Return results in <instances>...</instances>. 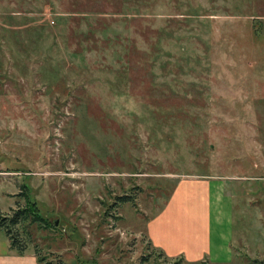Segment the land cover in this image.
Wrapping results in <instances>:
<instances>
[{
    "label": "rangeland",
    "instance_id": "1",
    "mask_svg": "<svg viewBox=\"0 0 264 264\" xmlns=\"http://www.w3.org/2000/svg\"><path fill=\"white\" fill-rule=\"evenodd\" d=\"M195 176L234 195L229 262L147 238L204 228ZM0 213V264H264V0H0Z\"/></svg>",
    "mask_w": 264,
    "mask_h": 264
},
{
    "label": "crops",
    "instance_id": "2",
    "mask_svg": "<svg viewBox=\"0 0 264 264\" xmlns=\"http://www.w3.org/2000/svg\"><path fill=\"white\" fill-rule=\"evenodd\" d=\"M187 183H197L199 187L204 188L205 197H204V210L206 215V221L204 228L201 227V223L197 224L195 221L191 220L193 227L189 234L184 233L183 224L185 220H189L195 216V211L193 209H183L179 210V208H173V213H176L178 216L176 220V224L170 225V227L165 230L163 228L155 227L153 231L147 237L151 243H154L157 246H160L164 252L171 257L179 255L180 253L184 254L186 260H199L203 258H207L211 262L219 261L220 254L223 253L228 256V261H230L232 257V245L231 239L229 235H226L223 231L219 233V244L217 251H212V240H211V226H210V218H211V207L214 202V207L216 210V214L219 216L221 214V204L226 200H231L234 195L229 192H224L225 182L222 179H214L207 177H187L183 179ZM202 183V184H200ZM200 184V185H199ZM231 197H230V196ZM189 198V197H188ZM191 201V200H190ZM183 203V202H182ZM154 224H151L153 226ZM3 231V230H2ZM159 231V232H158ZM161 231V232H160ZM5 240L3 244H0V261L6 260H19L21 256H23L24 252L17 253L15 250L9 247V241L7 236L5 235ZM186 236L190 237V242L185 243L183 239ZM228 236L229 245L224 246V242ZM179 241V244H176L175 239ZM30 262L31 264H35L36 261L33 252L30 253ZM34 259V260H33ZM36 264H39L36 261Z\"/></svg>",
    "mask_w": 264,
    "mask_h": 264
},
{
    "label": "trees",
    "instance_id": "3",
    "mask_svg": "<svg viewBox=\"0 0 264 264\" xmlns=\"http://www.w3.org/2000/svg\"><path fill=\"white\" fill-rule=\"evenodd\" d=\"M19 193H22L21 190ZM24 196V200L27 199V195L24 193V194H21ZM118 199H121V201H124L126 200L127 198L126 197H121V198H118ZM30 211V212H29ZM35 210H34V206L32 204H29V206H27V208H24L23 210H17L15 211L10 217H9V221L14 224V223H17L19 217H24L27 213L28 214H32V219L35 221L37 218V215L34 213ZM26 213V214H25ZM5 216H3L1 213H0V229L3 230V232L5 233V235L7 236L8 238V241H9V247L13 250H15L17 253H22L25 249V245L21 244L20 242L18 243V241L15 239L14 235L11 234L9 228L7 225L4 224V219ZM33 255L36 259V261L39 263V264H45L42 262V258L40 256H38V253L37 251L33 250ZM62 264H66V263H62Z\"/></svg>",
    "mask_w": 264,
    "mask_h": 264
},
{
    "label": "water",
    "instance_id": "4",
    "mask_svg": "<svg viewBox=\"0 0 264 264\" xmlns=\"http://www.w3.org/2000/svg\"><path fill=\"white\" fill-rule=\"evenodd\" d=\"M53 224H56V220L53 221Z\"/></svg>",
    "mask_w": 264,
    "mask_h": 264
}]
</instances>
